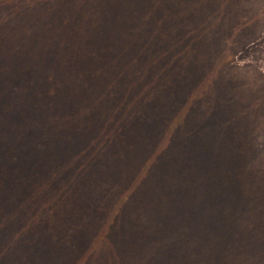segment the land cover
Instances as JSON below:
<instances>
[{"label":"rangeland","instance_id":"rangeland-1","mask_svg":"<svg viewBox=\"0 0 264 264\" xmlns=\"http://www.w3.org/2000/svg\"><path fill=\"white\" fill-rule=\"evenodd\" d=\"M72 8L75 11H70ZM94 12L99 17H107V23L117 16L132 21L131 33L123 35L124 39L112 33L111 39L102 43L97 58L95 36L99 34H95L94 27L99 20L97 22L98 15ZM205 16H208L209 22L205 42L212 58L204 56L201 59L211 62V69L207 71L216 75L224 67L225 84L221 87L228 89L227 95L231 96L235 108L239 109V122L242 121L245 129L243 133L238 131L233 135L235 143L241 144L240 150L229 152L230 141L219 138L215 140L208 157L202 150L195 151L199 168L176 169L172 172V178L174 182L178 178L182 183L178 184V188L184 189L180 195L203 192L206 196L212 185L205 176L211 175L207 172L211 163L209 160L204 163V158L214 157V161H220L223 154L225 157L226 153L233 154V159L241 162L235 168L237 172L233 171L237 181L235 188L244 198L246 208L240 217L234 216V203L232 208L231 204L227 207L228 211L225 209L227 218L235 220L233 228L234 233L238 234L237 241L236 238H226L225 246L217 253L211 246H206L205 251L199 254L201 261L195 254V260L189 258L188 263L208 264L211 259L213 264H264V0H0V171H3V167L9 169L7 189L13 187L6 192L4 184L0 182V264H141L144 249L148 256L150 253L156 255L160 248L167 247L169 251L173 231L177 232L183 220H195L197 206H203V212L210 214L217 211L210 206V195L231 191L228 183H223L222 187L223 178L221 182L218 180L221 186H214L208 200L199 199L204 200L203 203L194 202L193 196L192 202L173 201L170 207L175 209V213L163 229L160 246L149 241L142 248V232L140 244L136 245L134 237L127 239L126 229L115 232L113 226L112 231L106 234L107 213L106 206L102 204L121 196L126 198L128 190L132 188L127 180L140 181L144 171L138 166L125 165L122 161L123 156L131 155L132 151L124 143L127 135L118 141L121 144L119 151H111L109 146L105 151L97 145L96 140L97 132L107 127L109 113L132 84L130 75L143 58V54L139 55L141 50L151 43H154V47L159 41L164 43L170 38L168 32L171 33L179 25L189 31L193 28V33L186 32L195 36L196 20ZM69 45L73 53H68L72 52ZM109 49L114 51V56L110 55ZM111 62H115L117 67L109 66L113 64ZM201 65L204 67L203 63ZM12 71L15 74L22 72L19 76L27 75L15 84L23 92L20 104L14 108L9 102L14 99L15 86L8 85L2 79ZM118 75L122 78L116 81ZM53 92L57 93L59 99L58 115H62L59 129L63 125L65 127L63 130L50 127L53 139L48 144L50 148L38 149L40 143L46 145L47 131L40 130L35 135L29 131L24 138L21 128L29 127L31 122L41 124L45 121L49 114L37 116L33 112L35 105L43 103L38 101L35 104L34 101L38 99L36 93L47 98ZM104 93L115 101L109 103L108 99L103 101L99 98ZM113 94L117 96L113 98ZM45 107L48 109L47 105ZM89 114L99 119L98 124L87 122ZM75 126L91 131V134L79 140L76 130L68 133ZM18 134L21 135L20 139ZM133 138L135 148L132 152L139 153L145 150L151 153L153 147L160 140L163 141L157 136L154 140H148L146 145H140L135 134ZM43 139L46 141L39 142ZM56 139L61 142L57 143ZM83 143H89L91 153L84 155L89 158L90 164L98 165L99 173L92 172L94 168L88 163L89 171L75 173L81 160L75 159L79 153L74 150ZM168 146V150L161 151L162 157L178 153L182 145L177 142L175 146L173 142ZM115 152L117 155H114ZM185 152L191 154L192 151ZM34 153L37 154L36 162L40 161V168L35 172L33 161L31 164L27 161L29 158H25ZM93 159L95 162L91 161ZM64 165L68 166L69 173L65 177L66 183L59 189L52 175L60 170L62 172ZM166 169L162 170L161 177L164 184L171 181H168L170 168ZM148 181L145 180L146 186H149ZM19 184L21 187H18ZM152 196L148 192L149 200ZM76 199L84 202L82 209L73 204ZM197 212L200 213L201 209L197 208ZM78 223L85 227L79 233L82 238L86 237L88 245L85 244L87 240L81 238L72 245L73 249L72 246L69 249L63 233L54 236L46 233L48 230L52 232L55 227L63 229L65 224L76 226ZM102 231H105L103 234L107 238L105 246L100 251L91 252L89 243L95 237H101ZM8 241H13L15 246H6ZM168 251L163 257L164 262L168 258L172 260ZM179 261L176 258L175 264ZM165 264L172 263L169 261Z\"/></svg>","mask_w":264,"mask_h":264},{"label":"trees","instance_id":"trees-1","mask_svg":"<svg viewBox=\"0 0 264 264\" xmlns=\"http://www.w3.org/2000/svg\"><path fill=\"white\" fill-rule=\"evenodd\" d=\"M71 10H73V8L70 9V11ZM94 13L98 15L96 12ZM106 18L107 17L104 18L102 16L99 17V15L97 16V22L98 20L99 22L94 27V31L95 34L99 35L95 36V45L97 46L95 48H98L97 50H94L95 58L100 56L99 54L102 50L100 48H102L101 45L103 46L102 43H107L108 40L111 39L112 33L122 39H124L123 35L128 36L131 33L132 21L130 22L129 19L117 16L112 19V22L107 23ZM207 18L208 16H205L204 18L202 17V19L199 20L200 23L196 20L195 36L193 37L189 33H193V28H190L189 31V29L179 25L175 29L173 28L171 33L170 31L168 32L170 38L164 43L159 41L155 47L154 43H151L149 47L147 45L141 50L139 55L142 56L143 54L142 60L137 58L138 60H141L138 65L136 64L137 66L135 68L137 69H134L131 75L128 74L132 76V84L130 87L128 86V90L120 96L119 104L109 113L110 117H108L106 122L107 127L104 128V130H101V133L97 132L96 135L97 145L105 149V151L107 149L106 146H109L108 148L111 151L118 150L121 145L118 141L122 140L126 135L127 138L124 143H126L128 146L127 148L132 149V151L135 148V144L132 143V140L134 139L133 134L137 136V139L139 140L137 142L140 145L143 143L146 145V143L149 142L148 140H154L157 136L161 139L163 138V141L160 140L157 145L153 147L151 153L146 152V150L143 153L131 151V155H128L127 157L123 156L124 159H122V161L125 165L142 168L144 174L141 180H144L138 182L127 180V182H131L132 188L128 190L126 198L125 196H121V198H114L115 200L113 199L107 204H102L103 206H106L107 213L105 219V222L108 224L106 234H109L112 231V227L115 226V232H120V230L126 229L127 239L129 236L134 237L135 245L137 243L140 244L142 232L144 236L143 245L140 244L142 248H145L149 241H151L153 245L160 246L163 241V229L166 228L167 222L175 213V209L170 207L173 205L172 203L174 200H191L190 202H192L194 197V202L203 203L204 200H208L211 197L210 206L217 210L210 214L209 212H203V206H197L198 209H201V212L198 213L197 208H195V220H183L184 223L182 222L183 224L178 228L177 232L173 231L170 238L169 251L167 247L164 249L160 248V251L156 255L150 253V258V255L148 256L146 249H144V260L141 264H165L169 263V261H171L172 264H175L176 258L181 261L177 262V264H195L194 262L188 263L189 258L195 260L196 254L197 258L200 259L199 254L203 250L205 251L206 246H211L214 249V253H217L225 246H223V244L227 241L226 238L231 237L232 240L236 238V241L238 239V234L237 232L234 233L235 229L233 228L236 225L234 222L235 220L232 221L227 218L226 213L230 204V208L235 205L232 209L234 216L237 217L243 215L246 208L244 198L241 197L239 190L235 188L237 187V181L233 175L236 166L241 165L240 160L239 164L238 161L233 159V154L229 155L227 153L226 157L224 156L225 154L221 156L220 161H214V157H209V159L204 158V163H206L207 160L211 163V165H208L210 167L208 168L209 171H207L209 172L208 174L211 173L210 177H207V175H205L206 172H203L206 176L207 182L212 184L207 192L209 194L206 196L203 192L197 193L196 195L195 193L180 195V192L184 189L178 188V184L182 183L178 181V178L175 182L172 178V172H175L176 169L186 170L187 167L191 166L194 169L199 168L195 160V151L202 150L207 153L206 157H208L211 153L212 147L219 138H226L230 141V147H228L229 152L235 153L237 149L240 150L241 144L237 145L235 143L236 141L233 140V135L238 131L243 133L245 129L242 121L239 122L241 119V117H239V109L235 108L234 103L231 101V96L227 95L228 89L226 90L221 87L222 84H225L224 67L221 69L224 72L221 71L216 75L212 71H207L211 69V62L206 59H201L204 56H208L210 59L212 58L209 46L206 45L205 42L209 30V22L207 21ZM186 30L189 32H186ZM188 33L189 35H187ZM149 36L152 37L150 34ZM69 49L72 51L73 48L71 45H69ZM152 50L154 51L152 52ZM109 51L111 53L110 55H115L113 50L109 49ZM109 51L106 50L107 53ZM68 53H73V51ZM98 59L96 61H99ZM111 63L113 64L109 66L115 67L116 63ZM202 63L204 64V67H202ZM21 73L22 72L15 74L14 71H12V74L9 73L2 78L6 80L8 85L15 86L13 92L14 99L9 102L12 108L17 107L22 100L21 93L23 91L20 90V87H16L15 85L21 78L27 77L26 74L19 76ZM120 78H122V76L118 75V78H115V80L118 81ZM47 81L49 80L47 79ZM37 93H39V91ZM37 93L36 98L38 99L34 101L35 104H37L38 101L43 103L37 104L38 106L35 105L33 109L34 114L37 116L40 114H49V116H47L45 121L41 124L38 122H31L29 127L21 128L23 130L22 136L24 138L28 136L27 133L29 131H32L34 135L40 130H43V132L47 131L48 137L46 145L45 143L43 145L40 143L38 149L46 148V146L50 148L48 144L53 142V139H51L52 133H50L51 131L49 128L57 127L59 129V121L62 119V115L59 116L57 112V102L59 99L56 92H53V95L47 97L48 99L46 96L38 95ZM103 95L99 97L102 98L103 101H106V99H108L107 101L109 103L115 101L106 96L105 93ZM116 96L117 95L114 94L112 95L113 98ZM45 105H47L48 109H46ZM1 106L2 105L0 104V107ZM17 112L19 113V111ZM122 112L124 113L122 114ZM17 116L18 115H16V117ZM98 120L99 119H97L96 116L89 114L87 122L91 121L94 122V124H98ZM64 127L65 125L59 130H63ZM78 127H71L73 128V131L68 133H74L76 130V132L79 133L77 134L79 140L86 139V136L91 134V131H84V129L82 130L81 127ZM20 136L21 135L18 134L17 137L20 139ZM45 141V139H43V141L39 140V142ZM56 142L59 143L61 141L56 139ZM173 142L175 146L177 145V142H179L182 145L180 147L181 150L178 153L172 155L168 154L162 157L161 151H163V149L168 150V148H170L168 145ZM88 144L84 145L83 143L81 147H77L74 150V152L76 151L79 153L78 157L75 159L81 160L78 161V166L74 170L75 173H78L79 171H84L83 173L89 171L86 163L90 164V160L84 155L85 153L89 155L91 153V148H89ZM68 145L69 144H67V147H70ZM185 150H191L192 152L189 154L186 153ZM15 155H17V153ZM36 155L37 154L34 153L31 157L29 154L25 156V158H29V160L26 159L29 163L32 164L33 161L34 172L40 168V161L38 160L36 162ZM114 155H117V153L115 152ZM22 156L24 157V154H22ZM16 157H18V155ZM16 157L15 160H17ZM91 161L95 162L94 159ZM90 165L92 166V169L94 168L92 172L99 173L98 165ZM166 168H170L168 181H171L164 184L161 177L163 175L162 170H167ZM46 169L47 168H45V170ZM2 170L3 171H0V182L2 185L4 184L5 191L9 192V190L13 188L11 187L7 189L10 174L9 169L3 167ZM68 171V166L66 167L64 165L62 172L60 170L58 173L52 175L54 176L53 179L57 186H64L66 183L65 177L68 176L69 173ZM234 172L237 171L235 170ZM14 173V175L17 174L16 172ZM48 174L51 173L48 172ZM35 175L37 176V172ZM222 178V187L223 183H228L231 188L230 193L217 192L210 195V193H213L214 191V186L220 185L218 180L221 182ZM147 179H149V186H146L145 180ZM18 187H21V184H19ZM61 187L59 189H61ZM165 187H167V191H165ZM178 189H180L179 192ZM148 192L149 194H153L150 200L147 198ZM75 197H77L76 194ZM161 199L162 202L160 204ZM199 199L204 200L200 201ZM83 203V201L76 199L73 204L82 209L81 206ZM225 209H227V211H225ZM127 212L128 214H126ZM18 217L19 215L17 218ZM75 225L76 226L65 224L63 229L62 227L59 229H56L55 227V230H52V232L51 230L47 231L45 229L44 231H47L46 233L49 232L48 234H53V236L55 234L58 235L63 233L62 235L66 236V242L69 244L68 248L70 249L72 245L77 244L81 240L82 237L79 231L85 229L81 223ZM103 233L105 234V231H102L101 237L97 236L92 243H89V246L91 247L89 249H91V252L100 251L103 246H105L104 243L107 238ZM85 236L86 234L83 237ZM14 239L16 238L14 237ZM82 239H84V241L87 240L86 237ZM13 241H8L10 243L7 242L6 246L12 244L14 247L15 243ZM86 243L88 245V240L85 244ZM166 250L169 254L171 253L172 260L168 258L167 261L164 262L163 257L167 252ZM70 254H72L71 251ZM212 261L213 260L209 259L207 263L213 264Z\"/></svg>","mask_w":264,"mask_h":264}]
</instances>
